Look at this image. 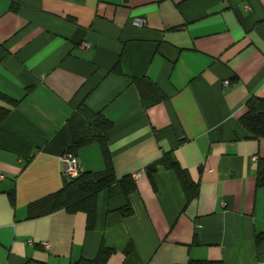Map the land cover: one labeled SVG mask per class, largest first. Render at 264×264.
I'll use <instances>...</instances> for the list:
<instances>
[{
    "label": "crops",
    "instance_id": "0c3cea01",
    "mask_svg": "<svg viewBox=\"0 0 264 264\" xmlns=\"http://www.w3.org/2000/svg\"><path fill=\"white\" fill-rule=\"evenodd\" d=\"M0 93L17 101L0 98V264H74L101 243L105 264H264V138L238 122L264 98V0H0ZM81 104L112 123L116 178L139 174L128 196L98 194L88 230L81 211L27 210L61 188ZM168 151L198 186L189 201L174 171L147 173ZM77 160L104 167L97 144Z\"/></svg>",
    "mask_w": 264,
    "mask_h": 264
},
{
    "label": "trees",
    "instance_id": "16d2710c",
    "mask_svg": "<svg viewBox=\"0 0 264 264\" xmlns=\"http://www.w3.org/2000/svg\"><path fill=\"white\" fill-rule=\"evenodd\" d=\"M162 95V94H161ZM163 96V95H162ZM0 98L16 105L17 101L0 93ZM9 111L0 107V124L8 116ZM238 122L247 132L249 138H264V98L250 97L245 103V112L239 117ZM112 126L101 112L91 111L86 105L81 104L66 121L68 144L64 153L77 157L79 150L90 144H97L100 148L104 167L101 171H82L77 177L63 180L61 188L36 202L28 205L29 217H40L54 211L63 209L68 213L84 212L87 216L86 229L94 227L96 214V201L98 194L118 185L123 195L128 196L135 190V181L131 175L117 179L110 154L106 133ZM157 165L175 172L187 201L191 200L198 190L188 177L186 171L173 157L171 151L165 152L157 161L146 168L149 176L156 170ZM255 184L257 188L264 187V159L257 160ZM130 206L122 207V214L130 213ZM263 239L260 235L257 245ZM130 245L125 249L128 254ZM115 251L113 247L101 243L93 258H81L74 264H105L109 256ZM186 264H223L222 261L189 260Z\"/></svg>",
    "mask_w": 264,
    "mask_h": 264
},
{
    "label": "built area",
    "instance_id": "2783aa9c",
    "mask_svg": "<svg viewBox=\"0 0 264 264\" xmlns=\"http://www.w3.org/2000/svg\"><path fill=\"white\" fill-rule=\"evenodd\" d=\"M132 24L135 26H144L146 24V21L144 19L138 18L132 21ZM229 81H224V85H228ZM62 161V170H61V176L63 180H68L77 177L81 172V165L79 164L77 157L73 156L70 153H63L61 157ZM139 174L134 173L131 175V178L133 181H136L138 179ZM41 245L44 248H49L50 244L49 242H42Z\"/></svg>",
    "mask_w": 264,
    "mask_h": 264
}]
</instances>
